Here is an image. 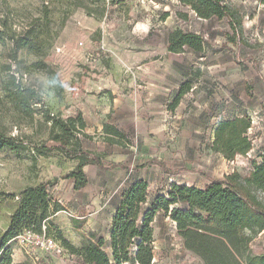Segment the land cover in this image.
Returning <instances> with one entry per match:
<instances>
[{"label": "rangeland", "instance_id": "rangeland-1", "mask_svg": "<svg viewBox=\"0 0 264 264\" xmlns=\"http://www.w3.org/2000/svg\"><path fill=\"white\" fill-rule=\"evenodd\" d=\"M227 3L242 18L238 40L226 20L197 19L179 0H0L6 37L0 42V129L28 145L18 154L0 151L1 231L17 204L9 195L55 178L49 192L62 210L51 216L49 232L57 237L59 229L80 246L86 235L108 239L121 193L136 179L147 182L151 199L166 196L172 183L202 188L233 170L248 174L264 144V0ZM176 30L200 35L202 51L167 52L168 36ZM26 32L38 39L41 55L12 49L7 37ZM37 62L46 68H32ZM187 82L191 90L171 111ZM3 86L27 92L31 113L17 108ZM46 113L61 119L84 113L90 125L82 148L99 155L101 166L84 169L88 184L80 192L61 179L74 163L59 153L38 156L32 168L31 144L55 145L48 140ZM243 114L251 121L254 151L251 158L229 162L211 150L213 132L218 121ZM99 121L116 126L129 144L104 142ZM83 214L92 231L74 229L72 220ZM154 240L153 264H202L183 250L175 224L162 214ZM263 247L264 232L250 244V254H262ZM37 258L34 263L14 245V263L83 264L66 252Z\"/></svg>", "mask_w": 264, "mask_h": 264}, {"label": "trees", "instance_id": "trees-1", "mask_svg": "<svg viewBox=\"0 0 264 264\" xmlns=\"http://www.w3.org/2000/svg\"><path fill=\"white\" fill-rule=\"evenodd\" d=\"M76 1L83 3V0ZM99 1L102 4L105 2ZM116 2L108 0L111 4ZM179 2L197 19L226 20L232 37L239 39L242 18L228 5L227 0ZM88 15L91 13L88 12ZM4 37L0 31V42ZM7 38L15 52L27 50L41 55L38 39L29 37L27 32L23 36ZM203 45L204 40L200 35L176 30L168 36L167 52L179 54L183 49L201 52ZM31 67L46 68V65L37 62ZM190 90V82L181 85L169 107L171 111ZM3 92L15 102L17 108L31 113L27 92L24 93L18 86L15 92L3 86ZM43 116L44 123L49 124L48 140L55 145L45 147L44 144H31L34 154L31 158L32 168H35L38 156L45 157L55 151L74 163L72 170L61 179L72 180L75 192L84 190L88 184L84 169L87 166L100 167L101 161L99 155L82 148L81 138H90L85 133L86 124L82 115L78 113L76 117L66 119L50 113ZM251 127L247 114L218 121L211 150L229 162L237 156L245 157L254 151L248 136ZM102 134L106 143L129 144L126 135L114 125L104 124ZM27 146L19 137L0 129V151L18 154L26 151ZM256 151L258 160L251 159L247 175L242 176L233 170L223 180H212L202 188L172 183L166 196L156 195L149 199L147 182L134 180L121 193L112 216L108 239L94 234L86 235L80 246L66 239L59 229L57 237L49 232V228L54 226L50 221L51 216L62 210L58 203L53 202L49 192L58 179L27 185L18 193L9 195L17 204L8 219L7 228L0 230V264H29L14 263L12 259L14 245L18 246L15 239L24 231L34 234L44 231L67 254L83 264H153L154 223L161 214L175 224L183 250L198 258L202 264H264V247L263 253L258 256L250 254V244L264 232V149Z\"/></svg>", "mask_w": 264, "mask_h": 264}, {"label": "built area", "instance_id": "built-area-1", "mask_svg": "<svg viewBox=\"0 0 264 264\" xmlns=\"http://www.w3.org/2000/svg\"><path fill=\"white\" fill-rule=\"evenodd\" d=\"M250 130L251 129H249L248 134ZM252 153L253 151H250L245 155V157L251 158L250 155ZM44 229L45 228L43 227V230ZM15 241L17 242L18 247L22 249L25 255L34 263L38 262L37 256L39 255H61L66 252L58 242L48 236L44 231L41 234L24 231L17 236Z\"/></svg>", "mask_w": 264, "mask_h": 264}, {"label": "crops", "instance_id": "crops-1", "mask_svg": "<svg viewBox=\"0 0 264 264\" xmlns=\"http://www.w3.org/2000/svg\"><path fill=\"white\" fill-rule=\"evenodd\" d=\"M81 114V113H80ZM82 116H83V119H84V121H85V124H86V126H90L87 122H86V118H85V114L84 113H82L81 114ZM89 116V115H88ZM88 118V117H87ZM104 124H110V123H108V121H99V125L97 126V127H100V125H101V127L104 125ZM111 125V124H110ZM94 126H96V125H94ZM258 149H264V144H262L261 145V143H260V145H259V147H258ZM87 167H89V166H87ZM72 170V168L71 169H69V171H71ZM68 171V172H69ZM67 172V173H68ZM70 184H71V186H73V181L72 180H70ZM81 211H83V210H81ZM73 218V217H72ZM76 220H72V223H73V225H74V229H77V230H81L84 226L86 227V228H90V230L92 231V226L90 225L91 223H90V219H89V216H86V215H84L83 214V217L82 218H75Z\"/></svg>", "mask_w": 264, "mask_h": 264}]
</instances>
